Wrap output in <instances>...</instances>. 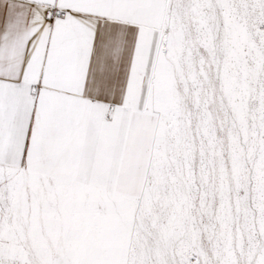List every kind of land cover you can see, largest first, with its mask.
Returning a JSON list of instances; mask_svg holds the SVG:
<instances>
[{
    "label": "snow or ice",
    "instance_id": "6c2138e0",
    "mask_svg": "<svg viewBox=\"0 0 264 264\" xmlns=\"http://www.w3.org/2000/svg\"><path fill=\"white\" fill-rule=\"evenodd\" d=\"M0 264H264V0H0Z\"/></svg>",
    "mask_w": 264,
    "mask_h": 264
}]
</instances>
